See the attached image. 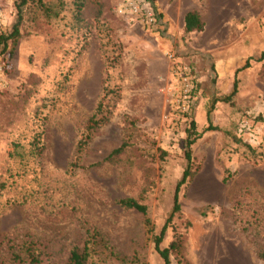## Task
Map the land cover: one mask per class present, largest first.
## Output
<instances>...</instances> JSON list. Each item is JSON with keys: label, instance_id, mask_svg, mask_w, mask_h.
<instances>
[{"label": "rangeland", "instance_id": "obj_1", "mask_svg": "<svg viewBox=\"0 0 264 264\" xmlns=\"http://www.w3.org/2000/svg\"><path fill=\"white\" fill-rule=\"evenodd\" d=\"M21 1L0 0V34L20 17L18 37L0 42V264H28L13 256L25 244L41 264H69L88 238L87 264H162L163 225L171 264H264V0H153L161 33L121 15L119 0H80L79 13L78 0ZM187 11L201 32L182 31ZM169 37L198 82L190 147L169 102ZM227 54L248 66H218ZM243 121L255 138L238 133Z\"/></svg>", "mask_w": 264, "mask_h": 264}, {"label": "trees", "instance_id": "obj_2", "mask_svg": "<svg viewBox=\"0 0 264 264\" xmlns=\"http://www.w3.org/2000/svg\"><path fill=\"white\" fill-rule=\"evenodd\" d=\"M24 4H25V1L23 0L18 4L17 8H19L20 5H24ZM75 5H76L77 11L79 13L80 10L82 9L83 3L80 0H78L75 2ZM44 10H45V12L49 11V9H47V8ZM18 12H21V10H19ZM182 21H183V32L184 33L201 32L205 26L204 22L202 21V19L200 18V16L198 15V13L196 11H187L183 16ZM19 22H20V17H19V20L17 21V23L15 24V26L13 27L12 31L9 34H4V33L0 34V42L2 44H4V46H6V42L9 39L15 40V38L18 37L19 30L17 28V26H18L17 24H19ZM247 66H248V61H245V63L241 67H238L236 69V72L244 69ZM197 89H198V82L194 79V92ZM235 90H236V81H234L232 92L226 98L231 97L234 94ZM102 104L103 103L100 102L99 105L97 106V110H98L97 113L98 114L100 113L99 117H96V115H95L91 119L94 124H98V123L103 122L105 120V115L102 113ZM181 117H186L188 120V127L186 130V132H187L186 145H187V147H190V145L195 141V139L200 136L201 132L197 133L196 122L194 121V118L191 117L190 113H188V112L183 113L181 115ZM210 130H219V127L208 123V125L203 128V131H210ZM89 138H90V136H86L85 139H82L81 141H79V143L77 145V149L79 151L84 147V145L87 143V140ZM37 154H39V152H36L35 155H37ZM185 156H186L187 161L190 162V150H188V149L186 150ZM190 174H191L190 169H189V167H187L185 169V171L183 172L181 180L176 185L175 194H174V198H173V209H172L173 212L177 211L179 209V202H178L179 188L185 182L186 178ZM0 186H2V185H0ZM119 203L121 204V206H123L125 208H132V209H135V210L143 213L144 215L146 214V211H147L146 206L138 203L133 198H123L119 201ZM147 221H148V219H147ZM165 230H166V225H163L160 232L154 236V238H153L154 247H155V250L157 251V253L159 254L160 258L162 259V262H163L162 264H171L170 263L171 262V260H170L171 252L177 251L178 246L174 242L170 243V245L168 247L163 248L160 246ZM93 242L94 241L91 238H88L85 241L82 248L79 246H73L71 248V250L69 252V256H68L69 264H87L88 259L90 258L91 253H92ZM13 256L18 261L20 260L23 262H27L28 264H41L42 263L41 255L38 252H36V249L34 248V246L32 244L23 245L22 256H21V254L19 256H18V254H13ZM260 256L262 258H264V253H261Z\"/></svg>", "mask_w": 264, "mask_h": 264}, {"label": "built area", "instance_id": "obj_3", "mask_svg": "<svg viewBox=\"0 0 264 264\" xmlns=\"http://www.w3.org/2000/svg\"><path fill=\"white\" fill-rule=\"evenodd\" d=\"M118 11L152 33H161L166 29V23L153 0H119ZM166 55L171 63L169 70L171 79L174 81L167 88L170 95V107L175 118L180 119L183 113L191 114L195 108V76L190 65L180 63L170 52H166ZM238 131L240 135L248 133L249 137L254 138L257 134L255 130L251 131L246 121L239 123Z\"/></svg>", "mask_w": 264, "mask_h": 264}, {"label": "crops", "instance_id": "obj_4", "mask_svg": "<svg viewBox=\"0 0 264 264\" xmlns=\"http://www.w3.org/2000/svg\"><path fill=\"white\" fill-rule=\"evenodd\" d=\"M184 16V15H183ZM183 16H182V20H183ZM163 17V16H162ZM169 18H170V16H168ZM166 19L163 17V21H165ZM181 20V21H182ZM165 23H166V27H167V21H165ZM175 24V23H174ZM173 22H170L168 25L170 26V32H172L175 28H173ZM181 24H182V26H181V29H182V31H183V21L181 22ZM171 37H169V38H165L164 39V41H163V45H162V52L163 53H166V52H168V50H170L171 49V39H170ZM227 56V58L225 59V57ZM220 57V61L218 62V66L220 65V67H224L225 65L227 66V65H229V64H231L232 65V67L234 68V71H236L235 69V67L237 66V65H234L233 63H235L234 61L232 62V61H230L231 59H230V57H228V54L227 55H221V56H219ZM240 57H242V56H240ZM239 57V58H240ZM230 60H229V59ZM224 61V62H223ZM231 63H230V62ZM241 67V66H240ZM219 68V67H218ZM238 68V67H237ZM200 113L202 114V112H201V110H200ZM212 113L213 112H211V115H212ZM212 118V117H211Z\"/></svg>", "mask_w": 264, "mask_h": 264}]
</instances>
